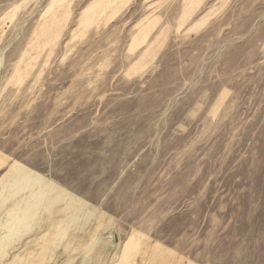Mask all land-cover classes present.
Here are the masks:
<instances>
[{
    "label": "rangeland",
    "instance_id": "1",
    "mask_svg": "<svg viewBox=\"0 0 264 264\" xmlns=\"http://www.w3.org/2000/svg\"><path fill=\"white\" fill-rule=\"evenodd\" d=\"M0 264H264V0H0Z\"/></svg>",
    "mask_w": 264,
    "mask_h": 264
}]
</instances>
